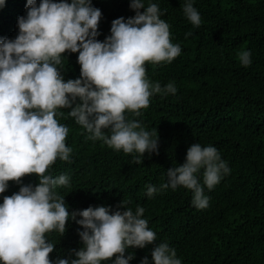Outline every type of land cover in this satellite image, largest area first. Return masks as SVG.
I'll use <instances>...</instances> for the list:
<instances>
[{"label":"trees","instance_id":"obj_1","mask_svg":"<svg viewBox=\"0 0 264 264\" xmlns=\"http://www.w3.org/2000/svg\"><path fill=\"white\" fill-rule=\"evenodd\" d=\"M150 2L163 13L170 42L180 45L181 54L171 63L146 62V79L162 88L173 83L177 91L151 96L140 116L127 111L124 115L146 131H157L158 154H126L90 140V133L64 108L58 110L63 115L54 118L68 128L65 145L72 151L69 161L57 158L45 175L69 176L67 186L54 189L64 197L69 214L90 206L123 211L119 207L123 203L133 212L143 207L141 218L148 221L156 239L143 249H127L125 256L135 255L130 264H140L146 256L151 262L152 248L161 243L175 249L182 264H264V0H194L201 17L198 27L184 16L185 0ZM91 3L102 13L97 37L101 42L110 35L113 20L135 15L131 0ZM26 4L27 0H5L0 38H16L17 20L26 16ZM241 51L251 53L248 67L238 59ZM62 56L57 67L65 81L80 78L78 53ZM194 143L214 146L230 169L212 190L203 185V170L198 174L209 200L204 209L192 205L193 193L183 186L161 188L167 183L166 171L183 165ZM38 183L35 174L19 183L9 181L0 203L20 187ZM147 185L158 189L151 197ZM65 228L64 234L55 230L45 234L46 242L54 245L50 261L75 258L73 251L82 247L78 232L83 229L71 220ZM115 259L114 255L102 264Z\"/></svg>","mask_w":264,"mask_h":264},{"label":"clouds","instance_id":"obj_2","mask_svg":"<svg viewBox=\"0 0 264 264\" xmlns=\"http://www.w3.org/2000/svg\"><path fill=\"white\" fill-rule=\"evenodd\" d=\"M193 2L185 0L182 10L198 27L201 17ZM4 5L0 0V8ZM130 9L135 15L113 20L110 35L101 42L97 37L102 13L91 0H27L16 38H0V194L9 181L19 183L31 174L39 178L37 186H22L0 203V264H102L114 255L112 264H130L135 255L125 256L127 249H143L155 241L156 234L141 218L143 207L133 212L123 203V211L90 206L69 214L64 197L54 191L67 186L69 176L45 175L57 158L69 161L72 151L65 145L68 128L54 118L62 116L58 110L64 108L90 133V140L126 154H158L157 131H146L140 122L126 120L124 113L140 116L151 96L176 93L173 83L163 88L158 82L150 84L144 65L171 63L181 47L170 42L169 25L157 4L131 0ZM66 52L78 53L80 78L65 81L58 70ZM250 56L249 51L238 54L242 66L251 64ZM201 170L208 190L230 172L214 146L194 143L183 165L166 171L167 183L161 188L183 186L193 193L192 205L204 209L209 200L198 181ZM146 188L149 197L158 191L152 185ZM69 220L83 229L78 232L82 247L73 251L75 258L50 261L54 245L46 242L45 234H64ZM140 264L182 262L175 249L161 243L152 248L151 262L146 256Z\"/></svg>","mask_w":264,"mask_h":264}]
</instances>
